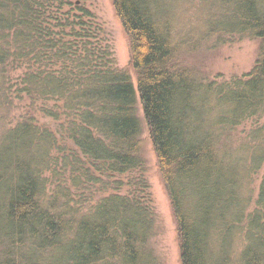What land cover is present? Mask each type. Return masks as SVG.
I'll list each match as a JSON object with an SVG mask.
<instances>
[{
  "label": "trees",
  "instance_id": "trees-1",
  "mask_svg": "<svg viewBox=\"0 0 264 264\" xmlns=\"http://www.w3.org/2000/svg\"><path fill=\"white\" fill-rule=\"evenodd\" d=\"M82 1L1 2L0 24L13 33L2 39L1 63H24L19 91L57 128L30 118L0 139V264H163L138 98L181 264H264V0H210L205 18L182 26L183 0H112L132 71L117 66ZM247 40L259 42L258 56L241 77L210 79L181 60ZM249 122L244 137L239 128ZM55 166L94 194L86 212L54 210L46 173ZM52 175L71 201L62 176Z\"/></svg>",
  "mask_w": 264,
  "mask_h": 264
},
{
  "label": "rangeland",
  "instance_id": "rangeland-1",
  "mask_svg": "<svg viewBox=\"0 0 264 264\" xmlns=\"http://www.w3.org/2000/svg\"><path fill=\"white\" fill-rule=\"evenodd\" d=\"M209 1L210 0H183L175 16V20L178 24L182 22V26L189 22L194 23L196 16L205 18L211 10L210 6L207 4ZM1 2L4 6H7V0H0V6ZM73 2H81V0H73ZM82 3L86 9L96 15L99 24L104 28L105 38H107V42L109 41L112 46L117 66L121 69L128 68L132 71V53L129 52V48H131L130 38L117 17L113 1L84 0ZM196 10L198 11L197 15ZM173 12L174 10L170 11V14ZM7 15L8 12L4 15V19ZM2 16L3 14L0 8V20ZM174 30L176 31V29ZM4 32L5 28L0 24V139L7 128L9 129L11 126L16 125L17 122L19 123L30 118L36 119V123L40 126L45 127V125H47L56 129L57 124L35 113L36 110L32 106L29 98L19 91L21 90L20 82L24 76V63L21 60L17 61L13 56L1 63L8 52L7 47L3 45L4 41L2 39L4 35L7 36V34L13 37L12 32ZM17 32L24 31L17 30ZM11 40V37L8 38V41ZM258 48L259 42L257 41L247 40L234 44L227 43L221 48H212V50H205L204 47L202 52L184 55L181 60L210 79H214L220 75V80H229L233 77H241L252 70L257 60ZM15 49L16 48H14L11 43L9 47L10 54L13 55ZM2 71H5L4 75ZM4 91L5 96L2 97ZM138 105L139 118L142 125L141 141L143 143V153L144 158L148 162L147 176L151 185L158 216L157 237L154 244L156 245V250L163 264H181L177 223L159 172L158 161L149 134V127L145 122L139 98ZM254 127L255 126H252L250 122L246 123L239 128V133L243 134L245 137ZM53 154L57 155V152ZM54 170H57L62 176L63 181L61 183L65 184L69 189L71 201L64 200L55 191L58 183L52 175ZM261 172L263 173V171ZM46 176L49 178L47 199L52 202L53 208L54 205L61 204L66 208L79 209L81 212H86L90 204L94 202V194L91 190L87 189V186L79 188H74L72 186L71 174L64 166H55L46 173ZM262 177L261 173L254 176V188L259 189ZM78 196H80L83 201L82 205L77 204V200H79ZM54 210L56 211L55 208ZM5 241L7 242V240Z\"/></svg>",
  "mask_w": 264,
  "mask_h": 264
},
{
  "label": "water",
  "instance_id": "water-1",
  "mask_svg": "<svg viewBox=\"0 0 264 264\" xmlns=\"http://www.w3.org/2000/svg\"><path fill=\"white\" fill-rule=\"evenodd\" d=\"M129 52L131 53L130 48H129ZM131 62H132V57H131Z\"/></svg>",
  "mask_w": 264,
  "mask_h": 264
}]
</instances>
